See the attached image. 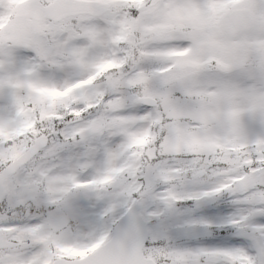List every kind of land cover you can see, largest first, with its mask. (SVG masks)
<instances>
[{
	"label": "snow or ice",
	"instance_id": "obj_1",
	"mask_svg": "<svg viewBox=\"0 0 264 264\" xmlns=\"http://www.w3.org/2000/svg\"><path fill=\"white\" fill-rule=\"evenodd\" d=\"M88 7L74 31L49 17L50 0H29L28 16L18 21L24 41L0 39L4 129L16 126L20 110L33 100L25 84L2 78L4 73L36 75L43 86L67 87L105 61L118 65L74 88L64 101L67 107L59 105L60 115L35 126L41 140L35 156L65 176L59 209L81 222L76 236L62 242L84 248L105 238L95 254L69 264H97L110 254L125 220L132 226L122 236L125 248L138 250L145 264H152L147 257L156 264H264V109H244L233 128L222 112L208 110L212 103L200 101L205 93H216L214 102L223 109L226 90L264 85V61L250 66L243 52L216 43L241 17L254 25L252 36L264 39V0H245L237 8L229 0H143L140 7L133 0H92ZM10 12L8 0H0V21ZM37 44L54 48L41 56ZM85 47L88 54L82 53ZM68 50L81 51L69 55ZM180 51L188 55H173ZM193 112L199 118L188 119ZM187 127V135L201 136L209 145L238 144L243 150L193 151L183 145L171 150L175 130ZM144 133L153 143L134 146L132 137ZM75 146L82 151L63 160ZM76 181H93L86 193H94L95 200L73 190ZM220 204L226 208H216L208 219L192 215L196 208ZM48 210L30 206L25 213L23 205L0 195V227L38 224ZM210 221L215 223L209 226Z\"/></svg>",
	"mask_w": 264,
	"mask_h": 264
},
{
	"label": "rangeland",
	"instance_id": "obj_2",
	"mask_svg": "<svg viewBox=\"0 0 264 264\" xmlns=\"http://www.w3.org/2000/svg\"><path fill=\"white\" fill-rule=\"evenodd\" d=\"M52 0H50L51 2ZM137 7L143 5V0H133ZM245 0H229L233 8L242 5ZM29 0H8V7L11 10L10 18H5L0 21V39L11 40L19 43L24 41V33L18 26V21L28 16L27 5ZM87 15L77 17H70L61 19L67 25L71 26L74 31L77 30L81 19ZM9 26H13L12 33L6 31ZM258 27V25L256 26ZM254 29L236 31L235 28L228 26L223 32L216 43L220 47H224L233 52H243L245 62L250 66H255L260 63L259 54L260 50L264 48V39L252 36L251 33ZM79 34V33H78ZM84 34L92 39L94 33L89 30H84ZM38 53L44 56L50 53L54 45L49 48H43L39 44L36 45ZM81 50H68L69 55H75ZM87 47L82 49L83 54H88ZM173 55L185 57L188 55L187 51L175 52ZM212 60L222 66L227 67L224 62L216 57ZM118 65L105 61L99 65L98 70L87 79H81L74 84L67 87L43 86L38 82L36 75H22L4 73V79H15L18 82L27 86L28 92L33 97L31 107L22 108L20 110V121L11 129L0 128V166L10 161L13 157L23 151L37 136V123L48 122L46 114H49L51 120L53 117L60 115L56 112L51 115L54 101L56 106L64 104V101L70 97L74 88L90 84L97 76L111 69L117 68ZM53 78L54 73L50 74ZM229 100L226 107L219 108L218 102H214L216 93H205L200 97L202 106L212 103L213 108L209 111L222 112L225 119L235 128L238 123L239 116L244 109L257 111L264 109V85H247L236 86L226 90L224 93ZM58 96V97H57ZM45 102V103H44ZM66 108L67 105L64 104ZM37 111L39 115L37 116ZM37 119H36V118ZM199 118L198 113H189L188 119ZM39 119V122H38ZM190 127L175 130V141L169 147L171 150H176L180 145L186 146L193 151H204L210 148L212 151H242L243 146L238 144L228 143H212L209 145L201 136L187 135ZM153 143V138L147 133L134 135L132 137V144L141 149ZM6 145V147H5ZM79 146H75L71 153L65 152L63 160H67L69 155H76L81 152ZM241 179V178H237ZM111 177L106 178L110 181ZM93 181H76L72 184L73 190H81L84 199L95 200L94 193H86L87 185L92 184ZM65 176L61 169H55L54 166L45 167L39 157L35 156L29 163L20 168L14 175L9 177L5 182L6 196L14 201L16 204L23 205L25 213L31 207L40 208L43 206L48 210V206L56 205L57 207L47 211V214L38 224H20L8 227H0V262L2 264H25L26 260L34 261L42 259L43 264H51L56 257L72 258L75 255H83L100 244L105 242V238L97 240L94 244L88 247L76 248L71 245H66L62 242L61 238L69 236L74 238L81 229V222L67 213L60 211L59 204L63 199L65 192ZM30 192V197H25L24 193ZM225 207L226 205L220 204L216 207L196 208L192 215L202 219H208L213 216L216 208ZM215 213H214V212ZM15 214V213H14ZM123 213H121L122 215ZM222 215L228 214L227 211L221 213ZM119 217H117L118 219ZM151 223V221H147ZM215 221H210L209 226L214 224ZM27 236L30 239L24 240ZM210 238V237H206ZM31 242H36V246L29 248L26 245ZM152 259V257H150Z\"/></svg>",
	"mask_w": 264,
	"mask_h": 264
},
{
	"label": "water",
	"instance_id": "obj_3",
	"mask_svg": "<svg viewBox=\"0 0 264 264\" xmlns=\"http://www.w3.org/2000/svg\"><path fill=\"white\" fill-rule=\"evenodd\" d=\"M92 3V0H53L51 2V8L49 10V17L53 18L57 21L68 17V16H76L79 14H88L90 9L88 5ZM257 26V25H256ZM255 26V27H256ZM254 25L249 22L248 19L241 17L235 26V29L237 31H243L247 29H253ZM14 28L10 26L7 28V32L12 33ZM222 37V34L221 36ZM219 37V38H220ZM264 61V48L260 51V62ZM41 143V140L38 138H35L33 143L18 157L13 159L11 162L6 164L1 170H0V195L4 196V181L5 179L16 172V170L25 163V161H28L31 159L36 152L37 145ZM132 206L129 207L131 209ZM137 214L140 215L139 209H136ZM126 213H124L122 216H124ZM128 221H124V225L118 226L116 230V235L113 240V248L110 252V254L104 256L101 258L97 264H145V257L138 251H128L125 248L122 236L124 234H129L132 230V226L127 224ZM145 224H147L146 221H144ZM105 242L99 245L96 249L89 252L88 254L79 257V258H72V259H66V258H57L54 260L53 264H69L70 260H84L89 256H92L95 254L99 249L104 247ZM147 260L151 261L152 264H156L152 259L147 258Z\"/></svg>",
	"mask_w": 264,
	"mask_h": 264
},
{
	"label": "trees",
	"instance_id": "obj_4",
	"mask_svg": "<svg viewBox=\"0 0 264 264\" xmlns=\"http://www.w3.org/2000/svg\"><path fill=\"white\" fill-rule=\"evenodd\" d=\"M57 97H58V96H57ZM51 99H52V98H50L49 101H50V103L53 104V108H52V111H50V114H51V115H55V113L58 112V107H59V106H56L57 104H54V103H53L54 101H51ZM44 103H45V102H44ZM46 115H47V116H46V119H47L48 121H51V117H49V114H46ZM35 118H36V117H35ZM36 119H37V118H36ZM38 122H39V119H38ZM39 123H41V122H39ZM220 152H222V151H220ZM214 211H216V210L214 209ZM214 211H213V212H214ZM214 213H215V212H214ZM75 256H78V255H75Z\"/></svg>",
	"mask_w": 264,
	"mask_h": 264
}]
</instances>
